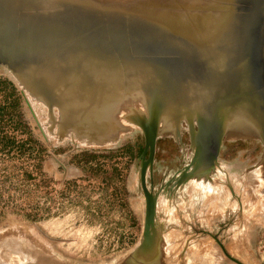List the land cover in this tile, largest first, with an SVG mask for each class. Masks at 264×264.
<instances>
[{
	"label": "water",
	"instance_id": "obj_1",
	"mask_svg": "<svg viewBox=\"0 0 264 264\" xmlns=\"http://www.w3.org/2000/svg\"><path fill=\"white\" fill-rule=\"evenodd\" d=\"M0 66L60 112L61 138L113 142L125 131L121 105L143 100L125 116L144 137L140 262L157 253L158 194L147 177L161 123L177 138L179 122L188 126L193 156L177 187L217 166L227 132L264 150V0H0Z\"/></svg>",
	"mask_w": 264,
	"mask_h": 264
},
{
	"label": "rangeland",
	"instance_id": "obj_2",
	"mask_svg": "<svg viewBox=\"0 0 264 264\" xmlns=\"http://www.w3.org/2000/svg\"><path fill=\"white\" fill-rule=\"evenodd\" d=\"M132 95L142 104L143 100ZM102 145L60 137V112L35 101L0 66V264H264V150L227 132L217 166L170 191L192 155L185 121L180 137L161 123L147 187L158 194L154 260H136L144 225L139 189L141 130ZM166 188V189H165Z\"/></svg>",
	"mask_w": 264,
	"mask_h": 264
},
{
	"label": "flooded vegetation",
	"instance_id": "obj_3",
	"mask_svg": "<svg viewBox=\"0 0 264 264\" xmlns=\"http://www.w3.org/2000/svg\"><path fill=\"white\" fill-rule=\"evenodd\" d=\"M192 156H193V154L191 155V158H192ZM191 158H190V160H191ZM190 160H189V163H190ZM189 163L187 164V165H185L179 172H181V171H184V168L186 167V166H188L189 165ZM179 172L177 173V175H176V177L167 185L168 186V188H169V190L170 191H174L175 189H177L178 187L175 185V181L177 180V178H178V174H179ZM180 187V186H179ZM166 189V188H165Z\"/></svg>",
	"mask_w": 264,
	"mask_h": 264
}]
</instances>
